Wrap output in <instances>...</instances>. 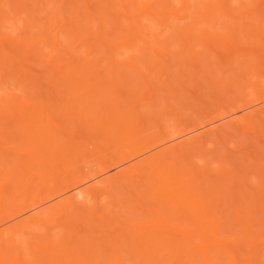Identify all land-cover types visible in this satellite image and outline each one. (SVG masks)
<instances>
[{"label": "bare ground", "instance_id": "6f19581e", "mask_svg": "<svg viewBox=\"0 0 264 264\" xmlns=\"http://www.w3.org/2000/svg\"><path fill=\"white\" fill-rule=\"evenodd\" d=\"M0 264H264V0H0Z\"/></svg>", "mask_w": 264, "mask_h": 264}, {"label": "rangeland", "instance_id": "374dc122", "mask_svg": "<svg viewBox=\"0 0 264 264\" xmlns=\"http://www.w3.org/2000/svg\"><path fill=\"white\" fill-rule=\"evenodd\" d=\"M186 60L188 61V63H190L192 60H191V58H186ZM199 65V64H198ZM201 66V65H200ZM198 68H199V66H198ZM188 69H191V68H189L188 67ZM130 71V70H129ZM128 71V72H129ZM131 73H132V71H130ZM158 76H159V74H158ZM186 77V76H185ZM117 78V77H116ZM115 78V79H116ZM145 78V77H144ZM139 79V78H138ZM137 78H135V83H136V86L138 85H140V79L138 80ZM116 80H118V79H116ZM145 80H147V82H151V81H153V80H156V79H154L152 76H147L146 78H145ZM168 80V79H167ZM172 81L173 82H176L175 81V79L174 78H172ZM168 83V82H167ZM180 84H182V83H180ZM176 85H179L178 83L176 84ZM186 86H187V88L185 89V88H183L184 90H182L180 87H179V93H186V94H191V91H192V89H193V85L191 84V83H186L185 84ZM105 88V90H107V89H109L110 87L109 86H107V87H104ZM204 88H203V84H201V90H203ZM208 89V88H207ZM180 90H182V91H180ZM124 94V96H126L125 95V93H122V95ZM118 95H120V93L118 92ZM121 96V95H120ZM203 97H202V101L200 102H198L197 100H192L191 98L189 99V101L191 102V103H193L194 105H193V110H197V109H199V108H203V107H209L212 103H214V102H216L217 100H219V99H221L222 98V96H223V92L222 91H219V90H216L215 92H214V95L213 96H208L207 94H204V95H202ZM181 104H184V102H181ZM193 110H190V109H187V108H185V109H180V111L181 112H191V111H193ZM169 116H173V114H172V110L171 109H168L167 110V112L162 116V117H169ZM8 126H12V124L11 125H8Z\"/></svg>", "mask_w": 264, "mask_h": 264}]
</instances>
